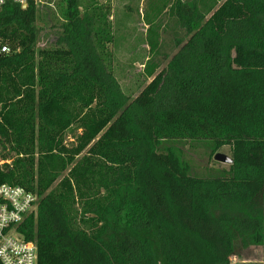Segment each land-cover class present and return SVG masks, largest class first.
<instances>
[{
	"label": "trees",
	"instance_id": "trees-1",
	"mask_svg": "<svg viewBox=\"0 0 264 264\" xmlns=\"http://www.w3.org/2000/svg\"><path fill=\"white\" fill-rule=\"evenodd\" d=\"M54 1L0 9V184L38 198L20 227L38 264H231L264 247V0L157 9L152 55L162 14L184 36L134 99L109 66L108 14L83 0L56 4L57 38L37 48ZM178 141L231 147L233 163L195 175Z\"/></svg>",
	"mask_w": 264,
	"mask_h": 264
},
{
	"label": "rangeland",
	"instance_id": "rangeland-1",
	"mask_svg": "<svg viewBox=\"0 0 264 264\" xmlns=\"http://www.w3.org/2000/svg\"><path fill=\"white\" fill-rule=\"evenodd\" d=\"M52 3V10L43 7L39 9L40 40L37 48L51 47L57 38L59 29L56 25L62 23L59 12L56 11V4L60 0ZM170 0H83L84 7H92L108 14V21L111 25L112 43L108 45L109 66L123 92L131 99L136 98L143 89L150 83V79L145 74V66L149 59L159 64L157 74L163 71L170 59L177 53L174 46L176 33L179 37L184 36V31L180 30L175 20L168 12L160 17L163 25L158 34L160 35V49L155 57L150 52L149 37L150 31L148 20L155 17L157 9L159 13ZM43 4L40 0L39 4ZM84 11V9L82 10ZM168 11V10H167ZM56 17V18H55ZM182 152V156L187 160L195 175L205 176L217 170H227L229 165L216 162L214 156L217 153L224 154L232 158L231 147H224L217 153H212L200 144L190 141H178L172 143ZM264 247L258 254L252 249L244 251L241 258H260ZM232 264H259L256 262L232 261ZM264 264V263H261Z\"/></svg>",
	"mask_w": 264,
	"mask_h": 264
},
{
	"label": "built area",
	"instance_id": "built-area-1",
	"mask_svg": "<svg viewBox=\"0 0 264 264\" xmlns=\"http://www.w3.org/2000/svg\"><path fill=\"white\" fill-rule=\"evenodd\" d=\"M39 2L40 0H0V9L7 3L20 4L26 8L31 3L37 6ZM10 52L7 45L0 46V55ZM1 112L0 104V114ZM2 154L0 143V167L10 165V161L2 159ZM37 202V196L23 187L0 184V264H38L35 243L26 241L20 233L22 224L36 212Z\"/></svg>",
	"mask_w": 264,
	"mask_h": 264
},
{
	"label": "crops",
	"instance_id": "crops-1",
	"mask_svg": "<svg viewBox=\"0 0 264 264\" xmlns=\"http://www.w3.org/2000/svg\"><path fill=\"white\" fill-rule=\"evenodd\" d=\"M261 248L262 247H251V248H249L247 250L252 249L255 254H258ZM239 260H242L243 262H247V263H250V262H256V263H259V264L264 263V251L262 252L260 258H257L255 260L252 259V258H250V259L249 258H245L243 256L242 259L234 258L232 261H239ZM232 261H231V264H232Z\"/></svg>",
	"mask_w": 264,
	"mask_h": 264
},
{
	"label": "water",
	"instance_id": "water-1",
	"mask_svg": "<svg viewBox=\"0 0 264 264\" xmlns=\"http://www.w3.org/2000/svg\"><path fill=\"white\" fill-rule=\"evenodd\" d=\"M214 160L216 162H219V163H222V164H226V165H232L233 163V160L232 158L224 155V154H221V153H217L215 156H214Z\"/></svg>",
	"mask_w": 264,
	"mask_h": 264
}]
</instances>
